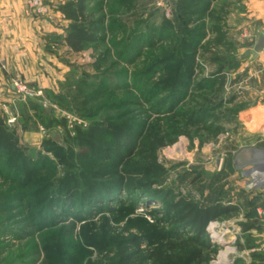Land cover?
<instances>
[{"label":"rangeland","instance_id":"374dc122","mask_svg":"<svg viewBox=\"0 0 264 264\" xmlns=\"http://www.w3.org/2000/svg\"><path fill=\"white\" fill-rule=\"evenodd\" d=\"M70 1L73 0H47L38 10L27 8L21 1L28 20L27 42L34 47L12 49L11 54L16 56L12 55L6 68L0 64V116L16 133L26 154L40 153L51 159L56 174L49 190H56L68 173L78 176L88 171L87 165L80 162L79 149L68 138L76 126L85 128L99 120L147 128L157 117L169 115L161 113L163 110L175 106L174 111H183L192 87L208 83L207 78L221 63H225L227 73L225 99L253 88L263 89V68L251 52L261 30L254 27L242 32L228 25L234 20L231 13H235L240 0L214 2V13L206 18L207 29L210 32L215 26L223 33L216 40L215 33L208 34L201 43L207 53L197 56L201 70L193 76L182 101L172 95L170 87L162 88L154 98L141 95L164 78L149 69L151 50L167 46L165 38L174 32L178 36L183 33L172 27L174 0H86L89 22L84 26L91 27L103 19V40L79 52L71 51L63 40L71 21L64 17L62 9ZM205 42H209L208 47ZM211 52L223 61L210 63ZM170 64L171 77L176 62L172 60ZM164 66L167 64L161 63ZM254 75L261 78L262 86H257ZM177 81L176 78L168 84ZM169 97L174 105L166 104ZM242 100L232 102L225 110L238 112L243 105L255 103L250 100L245 104ZM173 137L172 143L156 151L162 171L155 169L147 174V180L156 182L151 189L160 191L159 197L136 190L134 194L115 193V201L97 202L90 208L62 203L61 207L44 210L48 220L36 224L30 216L34 211L21 196L22 191L0 177V264H119L120 257L135 251L137 244L141 256L149 253L156 243L153 239L160 235L174 240L190 236L187 225L173 222L170 205L178 196L200 206L234 200L233 194L228 200V168L220 167L231 135L224 128L216 136L200 131L192 139L184 134ZM93 176L88 171L87 177ZM165 194L168 199H163ZM48 196L49 192H44L38 199ZM260 203L254 213L258 218L263 217L264 201ZM241 214L244 216L245 210ZM238 216L223 219L220 225L208 224L209 247L203 251L208 264H222L234 256L232 247L237 246L223 241L235 230L240 232L235 225ZM220 233L226 237H215Z\"/></svg>","mask_w":264,"mask_h":264},{"label":"trees","instance_id":"16d2710c","mask_svg":"<svg viewBox=\"0 0 264 264\" xmlns=\"http://www.w3.org/2000/svg\"><path fill=\"white\" fill-rule=\"evenodd\" d=\"M85 1H70L62 9L64 17L71 21L63 40L65 46L73 52H79L88 44L103 40L100 35L103 31V19L97 20L91 27L84 26L89 22ZM215 1L217 0H174L175 25L171 26L174 31L183 33L178 36L174 32L167 36V46L161 45L149 53V69L156 70L164 78L150 91L142 93V96L154 98L162 88L170 87V92L179 101L185 98L193 76L197 70H201L202 64L197 56L207 53L201 43L207 40L208 34L215 33L216 40L223 33L219 27L212 26L210 32L207 29L206 18L213 11ZM118 26L123 27L122 24ZM208 44L209 42H205V47ZM211 56L210 63L223 61L214 52H211ZM172 60L176 62V66L170 77L168 68ZM161 63H166L167 67H161ZM224 69L225 63L218 64L215 72L207 78L208 83L192 87L189 92L190 100L183 104V111H174L175 106L167 111L163 110L161 113L169 115L157 117L147 128L133 123L99 120L90 122L85 128L76 126L74 134L68 138L79 149L80 162L86 164V169L94 176L87 177V170L79 172L78 176L68 173L56 190H49L56 174L51 159L40 153L36 156L26 154L21 149L16 133L9 128L4 117L0 116V177L15 183L22 191L21 196L27 200L29 209L34 211L30 216L36 224L48 220L49 215L44 210L55 205L61 207L62 203L70 207L77 205L80 208H90L97 202L107 204V201L113 200L115 193L124 191L134 194L136 190L159 197L160 191L151 189V185L156 182L147 180L150 177L148 173L163 169L158 163L157 149L172 143L175 135L184 134L192 139L200 131H206L216 136L224 131L223 120L237 113L231 109L225 110L235 97L224 98L227 80ZM176 78L182 82L168 84ZM166 102L175 104L171 97ZM44 192H49V196L38 199ZM163 199H168L166 194ZM170 209L173 222L187 225L192 234L175 240L167 235H160L153 239V243H156L147 255H138L141 250L137 244L135 251L120 257L119 264H208V257L203 255V251L209 247L206 229L208 224L240 212L236 204H224L216 200L212 204L200 206L182 196L172 201ZM251 227L253 226L243 225V231ZM237 247L242 248L240 244ZM255 258L252 255V259ZM251 264H255L254 261Z\"/></svg>","mask_w":264,"mask_h":264},{"label":"crops","instance_id":"0c3cea01","mask_svg":"<svg viewBox=\"0 0 264 264\" xmlns=\"http://www.w3.org/2000/svg\"><path fill=\"white\" fill-rule=\"evenodd\" d=\"M235 9V13H231L234 20L228 23L233 30L241 29L242 32H249L255 27L264 35V0H240L239 6ZM27 25L25 6L20 0H0V64L5 68L12 55L16 56V53L11 54L12 49L18 51L27 45L34 47V44L27 42ZM254 57L263 68L261 74L263 89L253 88L234 95L233 102L243 99L245 104L250 100L255 103L251 106L243 105L242 110L222 122L223 127L229 130L231 135L224 149L226 158L222 159L220 165L224 170L228 168L226 174L229 189L227 192L230 194L228 200L232 194L234 195V200L227 203L236 204L240 212L245 210L246 213L243 216L239 212V216L235 219L236 224H234L239 226L240 232L235 230L223 241L227 245L240 244L242 248L232 247L235 251L234 256L223 261L222 264H251L253 261L255 264H263L264 203L263 217L258 218L254 213L260 208V202L264 201V53ZM257 76H255L258 81L257 86H262L261 78ZM214 223L220 225L221 221ZM243 225L253 227L243 231ZM226 231L230 232V228ZM219 235L220 238L226 237L225 233L215 237ZM252 255L256 258L252 259Z\"/></svg>","mask_w":264,"mask_h":264},{"label":"built area","instance_id":"2783aa9c","mask_svg":"<svg viewBox=\"0 0 264 264\" xmlns=\"http://www.w3.org/2000/svg\"><path fill=\"white\" fill-rule=\"evenodd\" d=\"M22 2H24V4L27 6V8H34V9H40L42 7V5L47 1V0H21ZM262 53H264V47L261 51Z\"/></svg>","mask_w":264,"mask_h":264},{"label":"water","instance_id":"95a60500","mask_svg":"<svg viewBox=\"0 0 264 264\" xmlns=\"http://www.w3.org/2000/svg\"><path fill=\"white\" fill-rule=\"evenodd\" d=\"M263 47H264V35L261 34L252 47V51H251L252 54L257 55L262 51Z\"/></svg>","mask_w":264,"mask_h":264},{"label":"bare ground","instance_id":"6f19581e","mask_svg":"<svg viewBox=\"0 0 264 264\" xmlns=\"http://www.w3.org/2000/svg\"><path fill=\"white\" fill-rule=\"evenodd\" d=\"M214 234V233H213Z\"/></svg>","mask_w":264,"mask_h":264}]
</instances>
